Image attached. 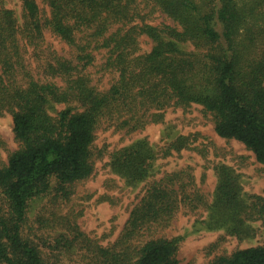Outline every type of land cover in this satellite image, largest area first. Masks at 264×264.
Wrapping results in <instances>:
<instances>
[{"label":"trees","instance_id":"obj_1","mask_svg":"<svg viewBox=\"0 0 264 264\" xmlns=\"http://www.w3.org/2000/svg\"><path fill=\"white\" fill-rule=\"evenodd\" d=\"M160 15L170 23L153 24ZM192 106L264 165V0H23L20 16L0 0V113L20 144L0 167V264H178L183 237L154 234L181 208H205L200 229L240 238L264 223V197L244 193L229 166H217L211 202L181 172L157 179L159 160L192 143L170 124L161 147L146 137L111 153L96 144L100 128L130 135ZM104 158L126 185L147 187L107 246L58 211ZM41 198L47 206L31 216ZM208 264H264V244Z\"/></svg>","mask_w":264,"mask_h":264},{"label":"rangeland","instance_id":"obj_2","mask_svg":"<svg viewBox=\"0 0 264 264\" xmlns=\"http://www.w3.org/2000/svg\"><path fill=\"white\" fill-rule=\"evenodd\" d=\"M20 16L23 0H3ZM42 3V0H38ZM170 23L160 15L153 24ZM61 53L69 48L59 39L46 34ZM153 46L150 38L140 37L142 52ZM101 56V55H100ZM100 58V57H99ZM95 72L94 68H90ZM110 76H94V83L101 87L108 84ZM100 83H99V82ZM167 124L173 127L175 134L190 136L191 147L179 153L159 160L160 173L163 178L169 174L181 172L192 179L188 190H198L208 202L212 201L217 185L216 168L226 165L239 175L244 193L264 197V165L257 161L254 153L243 143L235 139H224L217 135L214 120L202 112L201 106L187 109L169 108L165 113L164 123H151L144 130L126 135L124 131L100 128L97 131L96 144L110 153L137 138L146 137L151 144L164 145ZM20 147L13 131L11 114L0 113V167L6 166L10 155ZM106 156L108 153L105 151ZM106 158L96 161L93 175L74 186L75 193L70 203L58 208L60 214L75 216L80 229L102 245L112 244L125 227L133 207L139 202L146 190V183L137 187L126 185L123 179L110 172L106 167ZM180 188V183L174 185ZM49 200L41 198L33 202L30 215L34 216ZM207 215L205 208L197 210L181 208L171 224L159 229L154 235L164 237H183L178 250V264H208L219 255H231L235 251L264 244V223L253 221L242 238L230 235L224 229L204 230L198 227V220ZM197 226V227H196Z\"/></svg>","mask_w":264,"mask_h":264}]
</instances>
